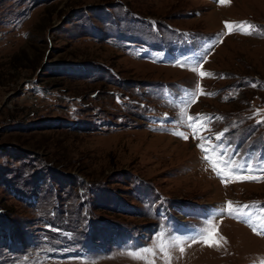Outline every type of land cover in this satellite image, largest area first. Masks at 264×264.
Segmentation results:
<instances>
[{"label":"rangeland","instance_id":"rangeland-1","mask_svg":"<svg viewBox=\"0 0 264 264\" xmlns=\"http://www.w3.org/2000/svg\"><path fill=\"white\" fill-rule=\"evenodd\" d=\"M199 145L264 166V0H0V264H262Z\"/></svg>","mask_w":264,"mask_h":264},{"label":"snow or ice","instance_id":"snow-or-ice-1","mask_svg":"<svg viewBox=\"0 0 264 264\" xmlns=\"http://www.w3.org/2000/svg\"><path fill=\"white\" fill-rule=\"evenodd\" d=\"M221 2L223 3L224 0H221ZM226 26H227V22H226ZM189 119L191 120L192 118L190 117ZM219 138H220L219 136L216 137V139H219ZM201 139H205V138L201 137ZM199 147L205 150L204 159L212 163L213 171H215L216 174L221 177L222 181L229 178L227 175L224 174L223 172L224 169H227V172L232 174L238 182H242L245 180H255L258 178H264V166H261L259 164L256 165L258 169V174L254 175L252 174V165L248 164L247 161H245L243 165L237 166L235 165L233 161L224 158L223 153H217V157H218L217 160L210 161V158L207 155V151H208L207 147L205 145H199ZM211 150L215 151V148L213 147ZM217 165H220L219 169L217 168ZM241 168L243 169L244 172L249 173V175H242L240 172ZM233 210L234 209L232 208L231 203H229L228 211H233ZM258 234L264 235V233H258ZM212 243H214V241ZM209 246H211V243H209ZM145 251L147 252L151 250L145 249ZM262 264H264V262H262Z\"/></svg>","mask_w":264,"mask_h":264}]
</instances>
